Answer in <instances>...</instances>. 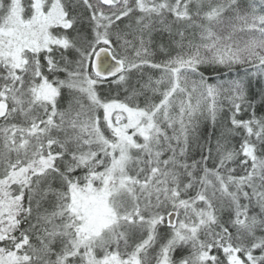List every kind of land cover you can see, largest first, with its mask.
Returning <instances> with one entry per match:
<instances>
[{
    "label": "snow or ice",
    "instance_id": "snow-or-ice-1",
    "mask_svg": "<svg viewBox=\"0 0 264 264\" xmlns=\"http://www.w3.org/2000/svg\"><path fill=\"white\" fill-rule=\"evenodd\" d=\"M0 264H264V0H0Z\"/></svg>",
    "mask_w": 264,
    "mask_h": 264
}]
</instances>
